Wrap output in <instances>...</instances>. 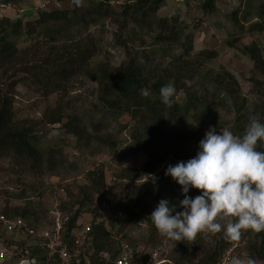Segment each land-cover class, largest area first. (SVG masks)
Listing matches in <instances>:
<instances>
[{
  "label": "rangeland",
  "instance_id": "rangeland-1",
  "mask_svg": "<svg viewBox=\"0 0 264 264\" xmlns=\"http://www.w3.org/2000/svg\"><path fill=\"white\" fill-rule=\"evenodd\" d=\"M90 1L95 0H62L51 2L47 6L51 9H71L74 3L80 2L81 9H87ZM203 1L166 0L157 14L151 17L149 27L133 24L128 19L125 28H121L122 24H118L115 18H101L88 29L83 28L80 39L92 43L96 49L95 57L87 63V74L72 77L64 83L62 91L47 96L34 86L36 81L33 76L39 73L33 75L21 72L27 67L40 66L41 60L49 54L50 45H45L36 37L37 34L45 33L38 28L33 35L19 36L15 40L19 49L18 58L11 66L0 67V85L7 86L13 97L15 122L20 127L31 129L43 156L47 158L49 150L57 148L56 153L51 155L55 158L57 168L55 172L35 173L30 170L28 163L18 158L7 155L0 157V216L23 219L35 235L8 234L0 222L2 245L4 242H12L14 250L22 251L24 247L44 240L41 237L43 234L53 236L56 223H60L64 229L68 219L78 210L76 203L79 197L82 198L81 189L90 185L89 172L101 168L105 172L106 190L102 196L95 195L93 204L81 213L74 234L79 235L87 226L93 228L94 225L103 223L118 249L122 245L128 246L133 264H176L181 247L160 236L155 228L144 221L126 222L121 208L138 194H145L149 203L157 195L161 199H183L180 186L173 179L168 183L163 180V173L169 164L175 165L188 159H166L150 175L124 177L122 166L141 169L148 157L143 153L134 154L135 144L131 136L135 122L127 116L108 113L102 107L98 96L100 86L97 78L92 76L94 73L91 74V68L99 64L118 68L129 59V55H138L143 60L147 58L148 64L152 66L167 64L172 55L180 52V45L166 44L163 47L167 54L160 53L161 47L153 44V37L159 31L156 21L178 18L183 25V37L194 35L196 54L203 51L217 53L215 59L206 60V68L216 72L224 68L233 73L241 86L243 97L248 101L249 112L254 117L258 116V113L264 112V66L256 69L244 48L258 49L264 59V28L261 32L254 28L257 24L264 26V0H217L212 14H205L201 10ZM107 2L116 13L123 10V5L131 3L130 0ZM10 4L11 9L0 10V19H22L25 26H29L27 23L37 18L38 8L43 5L41 0H23L19 3L12 1ZM76 31L66 33L72 35L71 38H58V44L78 38ZM19 70L14 78L18 81L17 85L12 86L11 75ZM187 85L190 88L195 86L193 82ZM211 99L212 95L206 96L209 103ZM184 100V94L180 93L178 101ZM212 107L215 108L213 116L218 119L216 124L207 125L199 121L200 119L190 118L187 120L186 130L206 132L215 125L220 127L214 129L216 131L226 126L231 130L235 117L230 103L217 98ZM60 113L64 117L80 120L87 133L98 134L101 141L84 143L69 134L61 125L52 124L50 120ZM180 128V125L172 126L170 131L178 132ZM197 148L193 143L187 144L183 156L191 157L190 154ZM199 194L195 189L189 192L190 197ZM17 209H20V214L28 211L29 215L14 216L12 212ZM258 242L257 237L250 235L249 230L243 232L239 241L227 240L222 232H203L189 251L194 263L198 264L209 252L216 249L220 252L222 246L227 245V251L220 252L222 254L219 264H230L234 256L244 259L250 256L257 264H264L252 251L253 245ZM17 243L22 246L18 247ZM84 246L86 249L88 244ZM17 261L14 259L12 264H17ZM41 261L37 264H41Z\"/></svg>",
  "mask_w": 264,
  "mask_h": 264
},
{
  "label": "trees",
  "instance_id": "trees-1",
  "mask_svg": "<svg viewBox=\"0 0 264 264\" xmlns=\"http://www.w3.org/2000/svg\"><path fill=\"white\" fill-rule=\"evenodd\" d=\"M12 1L19 3L23 0H4L6 3ZM56 1L62 0H41L43 5L38 8L37 18L27 23L29 26H25L22 19L16 21L7 18L0 19V67L11 66L16 62L19 49L15 40L19 36H31L37 32L38 28H41L45 33L37 34L36 37L42 40L45 45H50L49 54L47 57L44 56L40 66L21 70L26 74L39 73L33 76L36 81L34 86L45 96L62 91L64 83L72 77L87 74V63L95 57L96 49L92 43L83 38L80 39L83 28L88 29L101 18H115L118 24H122L121 28H125L128 19L133 24L149 27L151 17L156 15L166 2V0H130L131 3L123 5V10L116 13L117 11L110 6L107 0L90 1V6L87 9H81L80 2L74 3L75 5L71 9L49 8V4ZM216 3L217 0H204L201 10L205 14H212L216 9ZM236 14L235 12L234 15ZM156 27L159 31L153 37V44L161 47L160 53L167 54V50L163 47L166 44L180 45V52L172 55L167 64L152 66L150 63L148 64L147 58L143 60L138 55L132 57L129 55V59L118 68H111L105 64L91 68V74L94 73L92 76L97 78L100 86L98 96L102 107L108 113L127 116L135 122L131 136L135 144L134 154L143 153L148 157L141 169L122 166L124 177L150 175L166 159L181 160L183 157L184 159L194 157L198 148L190 154L191 157L183 156L184 148L190 143L198 147L205 132L186 130L187 120L195 118L207 125L209 123L216 124L218 119L213 116L215 108L212 107V104L216 102L217 98L230 103L235 117L231 129L234 134H242L249 117L252 116L249 112L248 101L243 97L241 86L235 75L224 68L218 72L206 68V60H213L218 56L215 51H203L196 54L194 52L195 37L193 34L183 37V25L178 18L158 19ZM254 28L261 32L264 26L257 24ZM74 30H77L78 38L58 44V38L73 37L66 33ZM122 44L126 47L124 42ZM244 51L253 60L255 68L262 69L264 59L258 49L245 47ZM19 72L20 70L12 73V86L17 85L18 81L14 78ZM169 82L174 84L176 95L174 103L171 106H166L161 102L159 90ZM190 82L195 84L197 90H195V86L190 88L187 85ZM142 87L150 90L149 97L145 98L139 95V89ZM180 93L185 96L183 102L178 101ZM207 95H212L211 103L206 100ZM258 114L259 117H256L264 123V112ZM50 121L52 124L61 125L69 134L84 143L101 141L98 134L89 135L80 120L64 117L63 113L58 114ZM177 125H180L181 130L171 132L170 128ZM212 128L220 127L215 125ZM37 142L38 140L31 129L20 127L15 122L13 97L7 86L0 85V157L7 155L18 158L28 163L30 170L35 173L55 172L57 163L51 155L56 153L57 148H51L48 157L45 158L38 148ZM258 150L264 151V146L258 144ZM163 175V180H167V183L171 182V177L166 176L165 173ZM88 178L90 185L81 189L82 198L79 197L76 203L78 210L64 225L63 241L70 249L74 247L72 234L76 229L79 216L93 204L95 195L102 196L106 190V177L103 169L97 168L90 171ZM162 199H167L170 204H178L179 201L163 197ZM160 200L161 196L157 195L153 202L149 203L145 194H138L134 199L124 203L121 211L125 215L126 222L144 221L150 227L155 228L149 215ZM12 213L14 216L26 217L29 215L28 211L20 214V209L14 210ZM249 231L250 235L257 237L259 241L253 245L252 251L256 253L259 260L264 262V231L260 233ZM89 236L88 253L91 262L93 264H112L119 255L120 249L116 247L105 225L103 223L94 225ZM198 239L199 234L194 240L176 242L181 247L179 249L180 257L175 260L176 264H197L194 263L189 249L195 246ZM3 245L9 249L13 248L12 242H4ZM17 246L21 247L22 245L17 243ZM227 249L228 246L223 245L220 252L227 251ZM26 251L28 254H25ZM220 252L218 249L209 252L198 264H219V257L222 254ZM22 253L30 259H35V264L39 260H42L41 264H62L58 257L48 262L47 250L44 251L39 246L24 247ZM12 262L9 263L12 264Z\"/></svg>",
  "mask_w": 264,
  "mask_h": 264
},
{
  "label": "clouds",
  "instance_id": "clouds-1",
  "mask_svg": "<svg viewBox=\"0 0 264 264\" xmlns=\"http://www.w3.org/2000/svg\"><path fill=\"white\" fill-rule=\"evenodd\" d=\"M139 95L149 97L150 90L142 87ZM159 95L164 105L171 106L176 95L174 84L162 86ZM258 144L264 146V123L254 116L249 117L240 135L227 126L207 130L194 157L165 170V175L180 186L183 199L178 204L161 199L151 212V223L159 235L181 242L194 240L203 232H222L227 240L239 241L245 231H264V151L258 150ZM193 189L200 194L190 197ZM230 264L257 261L234 256Z\"/></svg>",
  "mask_w": 264,
  "mask_h": 264
},
{
  "label": "built area",
  "instance_id": "built-area-1",
  "mask_svg": "<svg viewBox=\"0 0 264 264\" xmlns=\"http://www.w3.org/2000/svg\"><path fill=\"white\" fill-rule=\"evenodd\" d=\"M3 9H11V4L0 1V10ZM0 222L4 231L8 234H15L18 236H35L33 229H31V227H29L21 218H8L2 215L0 216ZM62 232V225L60 223H56L53 236L51 235L50 237L48 234H43L41 237L44 240L32 246H39L44 251L47 250L48 262L58 257L62 261V264H93L90 259V254L88 253L91 226L84 228L79 235L73 234L74 247L72 249L64 243ZM86 243L88 246L84 249V245ZM17 250H14V248L9 249L0 243V262L10 264V261L16 259L18 260L17 264H35V260H30L27 256L23 255V250ZM128 250L129 248L127 245H122L119 255L115 258L112 264H133V257ZM25 254H28V252L26 251ZM82 260L84 261L82 262Z\"/></svg>",
  "mask_w": 264,
  "mask_h": 264
},
{
  "label": "water",
  "instance_id": "water-1",
  "mask_svg": "<svg viewBox=\"0 0 264 264\" xmlns=\"http://www.w3.org/2000/svg\"><path fill=\"white\" fill-rule=\"evenodd\" d=\"M24 264H26V263H24Z\"/></svg>",
  "mask_w": 264,
  "mask_h": 264
}]
</instances>
